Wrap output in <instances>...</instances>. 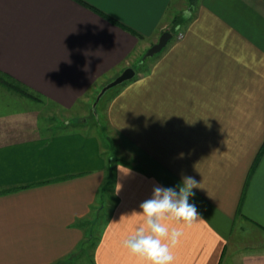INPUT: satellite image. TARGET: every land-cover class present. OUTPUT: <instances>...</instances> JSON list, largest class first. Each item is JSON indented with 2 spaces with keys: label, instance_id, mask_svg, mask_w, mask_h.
Masks as SVG:
<instances>
[{
  "label": "crops",
  "instance_id": "obj_1",
  "mask_svg": "<svg viewBox=\"0 0 264 264\" xmlns=\"http://www.w3.org/2000/svg\"><path fill=\"white\" fill-rule=\"evenodd\" d=\"M127 67L109 145L40 115ZM0 72L39 96L0 85V264H144L124 245L140 204L183 176L202 219L164 221L173 264H264V0H0Z\"/></svg>",
  "mask_w": 264,
  "mask_h": 264
},
{
  "label": "clouds",
  "instance_id": "obj_2",
  "mask_svg": "<svg viewBox=\"0 0 264 264\" xmlns=\"http://www.w3.org/2000/svg\"><path fill=\"white\" fill-rule=\"evenodd\" d=\"M124 174L128 169L118 167ZM182 184L176 187L156 185L152 195L140 204V213L144 217V226L138 227L134 234L124 241L130 252L142 259L144 264H173L171 246H175L183 235L181 230L169 228L164 222L175 220L191 226L201 220L195 204L190 203L193 189L200 188L193 177L183 176ZM119 192L120 185H116Z\"/></svg>",
  "mask_w": 264,
  "mask_h": 264
},
{
  "label": "rangeland",
  "instance_id": "obj_3",
  "mask_svg": "<svg viewBox=\"0 0 264 264\" xmlns=\"http://www.w3.org/2000/svg\"><path fill=\"white\" fill-rule=\"evenodd\" d=\"M146 51L147 49L145 50V52ZM160 52L154 54L151 57L144 58L143 61H141L143 63H137L134 66V69H136L141 74H144L146 69L150 67L153 58ZM120 85L121 84L107 90L105 94L101 97V99L97 102L95 108L93 107L94 100L103 86H101L96 90L95 89L92 90L93 92L92 91L88 92V95H86L87 103H84V105L80 106V108L78 109L65 110V109H58L55 107L42 105L40 108V115L45 116L51 122H54V124L50 125L52 126L51 128L53 129L54 127L55 129L83 127L85 130L89 132L96 131L99 135H101L100 138L101 140H103V145H109L110 141L108 140L109 137H107V133L109 134V136L111 135L112 138H115V135L114 133H112L111 130H109L108 125L106 123L105 107L109 98L113 95L115 89L118 88V86ZM94 238L95 235L94 237L92 236L91 238L92 241H94L93 240Z\"/></svg>",
  "mask_w": 264,
  "mask_h": 264
},
{
  "label": "water",
  "instance_id": "obj_4",
  "mask_svg": "<svg viewBox=\"0 0 264 264\" xmlns=\"http://www.w3.org/2000/svg\"><path fill=\"white\" fill-rule=\"evenodd\" d=\"M171 37H172V33L170 31L168 30L163 31L160 34L158 41L154 43L151 47H149L147 51L144 53L143 59L147 57H151L154 54L160 52L165 47L166 43ZM134 74H135L134 69L132 67H127L118 76H116L111 81L107 82L97 94L93 103V107L95 108L97 102L101 99V97L105 94L107 90L119 84H122L127 80H130L131 78H133Z\"/></svg>",
  "mask_w": 264,
  "mask_h": 264
},
{
  "label": "trees",
  "instance_id": "obj_5",
  "mask_svg": "<svg viewBox=\"0 0 264 264\" xmlns=\"http://www.w3.org/2000/svg\"><path fill=\"white\" fill-rule=\"evenodd\" d=\"M175 24V20L173 22ZM173 24V26H174ZM174 30V27L171 28ZM169 30V31H171ZM172 32V31H171ZM143 61V60H142ZM0 85L7 87L9 90L13 92L26 96L31 99H39V96L31 92L26 86H24L20 81L10 76L7 73L0 72Z\"/></svg>",
  "mask_w": 264,
  "mask_h": 264
},
{
  "label": "built area",
  "instance_id": "obj_6",
  "mask_svg": "<svg viewBox=\"0 0 264 264\" xmlns=\"http://www.w3.org/2000/svg\"><path fill=\"white\" fill-rule=\"evenodd\" d=\"M180 35V34H179Z\"/></svg>",
  "mask_w": 264,
  "mask_h": 264
}]
</instances>
